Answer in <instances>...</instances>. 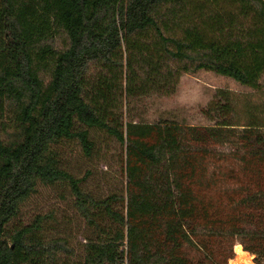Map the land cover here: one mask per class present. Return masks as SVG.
I'll return each mask as SVG.
<instances>
[{
  "label": "trees",
  "instance_id": "trees-1",
  "mask_svg": "<svg viewBox=\"0 0 264 264\" xmlns=\"http://www.w3.org/2000/svg\"><path fill=\"white\" fill-rule=\"evenodd\" d=\"M216 2L0 0V264H264V0ZM198 70L250 91L147 120Z\"/></svg>",
  "mask_w": 264,
  "mask_h": 264
},
{
  "label": "rangeland",
  "instance_id": "rangeland-1",
  "mask_svg": "<svg viewBox=\"0 0 264 264\" xmlns=\"http://www.w3.org/2000/svg\"><path fill=\"white\" fill-rule=\"evenodd\" d=\"M216 3H223V0H217ZM219 9L218 12L221 13L222 7H219ZM260 83L264 85V74H262L260 78ZM217 88H228L238 93L250 91V89L241 87L228 77L217 75L209 71L198 70L192 73H185L181 75L178 87L174 94L170 96H154L146 100V118L149 121H155L159 117H174L179 121H185L190 124H207L205 118L199 113V109L207 103ZM79 159L82 162L80 157ZM97 169L100 175L109 177L111 175H116L115 171L117 167L116 164L111 161L108 167H106L104 163H98ZM81 170L82 169H80V173ZM51 196L52 192L50 189L41 188L40 195L33 197L31 201V204L33 205L31 206L34 207V210L39 207L46 208L47 206H51V204L54 203ZM56 203H59L60 207L65 206H63V203L61 202ZM26 210L28 211L31 209L26 208ZM77 239L83 241L80 237ZM88 249L89 256L94 259L95 262H100L105 258L97 254L99 250L103 249L101 246L90 245ZM240 250L241 248H238V252ZM242 260L244 263L241 262L240 264H254L252 261V255L246 254V257Z\"/></svg>",
  "mask_w": 264,
  "mask_h": 264
},
{
  "label": "bare ground",
  "instance_id": "bare-ground-1",
  "mask_svg": "<svg viewBox=\"0 0 264 264\" xmlns=\"http://www.w3.org/2000/svg\"><path fill=\"white\" fill-rule=\"evenodd\" d=\"M238 248H241V247L237 246V248H236V251L238 253V257L235 260L231 261L230 264H240L241 262L243 263L242 259H244L246 257V253L243 252L242 250H240L238 252Z\"/></svg>",
  "mask_w": 264,
  "mask_h": 264
},
{
  "label": "built area",
  "instance_id": "built-area-1",
  "mask_svg": "<svg viewBox=\"0 0 264 264\" xmlns=\"http://www.w3.org/2000/svg\"><path fill=\"white\" fill-rule=\"evenodd\" d=\"M238 245H240V244L235 245V247H234V254H235V255H234V258L230 259V260L228 261V264H230L231 261L235 260V259L238 257V253H237V251H236V247H237ZM240 246H241V245H240ZM241 250L243 251L242 246H241ZM243 263H244V262H243ZM123 264H126V263H123Z\"/></svg>",
  "mask_w": 264,
  "mask_h": 264
},
{
  "label": "crops",
  "instance_id": "crops-1",
  "mask_svg": "<svg viewBox=\"0 0 264 264\" xmlns=\"http://www.w3.org/2000/svg\"><path fill=\"white\" fill-rule=\"evenodd\" d=\"M238 246L241 247L240 245H238ZM243 252H245L246 254L250 255L248 252H246V251H244V250H243ZM250 258H251V257H250Z\"/></svg>",
  "mask_w": 264,
  "mask_h": 264
}]
</instances>
